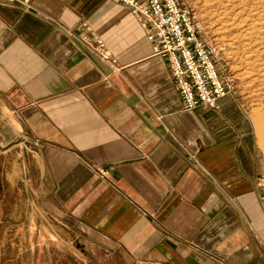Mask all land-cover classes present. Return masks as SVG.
I'll return each mask as SVG.
<instances>
[{
	"label": "crops",
	"instance_id": "crops-1",
	"mask_svg": "<svg viewBox=\"0 0 264 264\" xmlns=\"http://www.w3.org/2000/svg\"><path fill=\"white\" fill-rule=\"evenodd\" d=\"M98 35L100 62L74 38ZM109 264H264V162L235 94L186 110L119 0L0 1V147ZM24 148V149H23ZM91 167L107 169L100 179Z\"/></svg>",
	"mask_w": 264,
	"mask_h": 264
},
{
	"label": "rangeland",
	"instance_id": "rangeland-1",
	"mask_svg": "<svg viewBox=\"0 0 264 264\" xmlns=\"http://www.w3.org/2000/svg\"><path fill=\"white\" fill-rule=\"evenodd\" d=\"M235 81L264 162V0H185ZM0 147V264H109L104 243L49 206L30 152ZM24 149V148H23ZM264 202V171L260 179Z\"/></svg>",
	"mask_w": 264,
	"mask_h": 264
},
{
	"label": "built area",
	"instance_id": "built-area-1",
	"mask_svg": "<svg viewBox=\"0 0 264 264\" xmlns=\"http://www.w3.org/2000/svg\"><path fill=\"white\" fill-rule=\"evenodd\" d=\"M0 1L24 10L33 9V0ZM119 1L144 28L152 54L165 57L184 109L210 107L219 98L235 92L234 78L220 62L218 45L204 39L187 1ZM74 38L100 62L115 61L100 36L82 34ZM91 168L100 179H106L107 169ZM135 264H148V261L137 260Z\"/></svg>",
	"mask_w": 264,
	"mask_h": 264
}]
</instances>
